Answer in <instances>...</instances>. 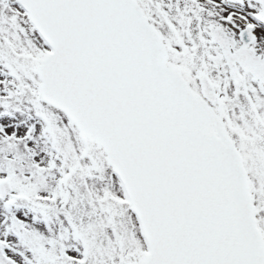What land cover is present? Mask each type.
<instances>
[{"label": "snow or ice", "instance_id": "6c2138e0", "mask_svg": "<svg viewBox=\"0 0 264 264\" xmlns=\"http://www.w3.org/2000/svg\"><path fill=\"white\" fill-rule=\"evenodd\" d=\"M0 264H264V0H0Z\"/></svg>", "mask_w": 264, "mask_h": 264}]
</instances>
